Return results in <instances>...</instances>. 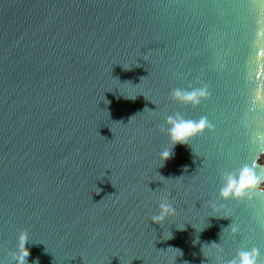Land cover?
<instances>
[{
  "label": "water",
  "instance_id": "1",
  "mask_svg": "<svg viewBox=\"0 0 264 264\" xmlns=\"http://www.w3.org/2000/svg\"><path fill=\"white\" fill-rule=\"evenodd\" d=\"M258 53L261 0H0V264L22 232L26 264H264V194L220 196L264 131ZM168 117L207 126L172 146Z\"/></svg>",
  "mask_w": 264,
  "mask_h": 264
},
{
  "label": "clouds",
  "instance_id": "2",
  "mask_svg": "<svg viewBox=\"0 0 264 264\" xmlns=\"http://www.w3.org/2000/svg\"><path fill=\"white\" fill-rule=\"evenodd\" d=\"M264 4V0H261ZM259 35V33H258ZM264 70V61L261 60L260 53L256 57V72L259 74ZM202 91L192 92L190 94H182L179 91L174 93V96L181 97L185 100H193L198 96H203ZM255 100L264 102V84H257L255 90ZM170 127L167 130L169 144H186L188 140L204 130L207 126L204 119L196 121L175 120L168 117L165 121ZM264 126V121L261 122ZM252 143L257 149V155L249 164L241 166L235 173H230L225 177L223 187L220 189L222 198H236L243 196H251L253 194H264V159L260 158V154H264V131H257L252 139ZM172 155L170 148H164L158 153L161 165ZM159 212L151 217L154 223H162L166 216L174 215L175 209L167 201H162L159 205ZM234 231V229H233ZM27 240L26 233H21L19 236V252L16 256L17 264H26V257L29 255L28 249L24 246ZM259 256L258 249L249 251H240L229 262V264H257Z\"/></svg>",
  "mask_w": 264,
  "mask_h": 264
}]
</instances>
